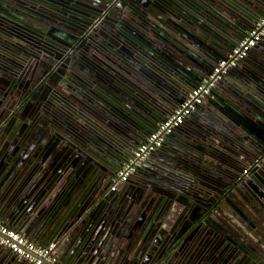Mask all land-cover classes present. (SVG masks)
Instances as JSON below:
<instances>
[{
    "label": "water",
    "instance_id": "obj_1",
    "mask_svg": "<svg viewBox=\"0 0 264 264\" xmlns=\"http://www.w3.org/2000/svg\"><path fill=\"white\" fill-rule=\"evenodd\" d=\"M188 1L200 7L201 18L192 20L180 0H151L126 19L140 46H153L161 60L153 65L132 43L112 42L121 51L108 60L124 96L94 115L95 127L75 117L88 126L80 136L35 140L29 133L13 136L0 123V219L35 240L42 235L44 242H58L66 264H264V35L217 81L215 101L196 104L134 179L110 189L116 158L126 162L264 14V0ZM97 4L0 0V56L11 54L20 65L17 55L44 60L34 41L44 31L35 26L26 39L14 25L31 22L27 16L58 24L61 8L88 11ZM177 19L187 28L174 29L167 39L166 22L180 30ZM152 158H161L160 164ZM236 165L250 167L249 173L233 175ZM193 169L201 178L185 174ZM210 181L217 190L207 189ZM237 201L245 211L237 210ZM129 231H137L139 243L130 239L123 246ZM120 245L129 259L120 258ZM12 262L24 264L0 245V264Z\"/></svg>",
    "mask_w": 264,
    "mask_h": 264
},
{
    "label": "flooded vegetation",
    "instance_id": "obj_2",
    "mask_svg": "<svg viewBox=\"0 0 264 264\" xmlns=\"http://www.w3.org/2000/svg\"><path fill=\"white\" fill-rule=\"evenodd\" d=\"M97 1L98 4L88 11L72 8L64 12V8H61L62 18L58 24L49 20L38 22L37 19L27 16L31 22L18 27L14 25L17 33L24 35L26 39L34 32L35 26L44 31L39 33L40 37L34 41L37 42L36 53L46 58L37 60V56L34 55L26 57L17 55L16 59L22 62L20 65L12 63L14 60L11 54L7 57L0 56V123L4 120L6 129L10 134L14 133L13 136L29 133L35 140H44L46 136L56 139L63 133L67 136L71 133L80 136L88 130V126L75 119L82 116L88 120L89 127H95L97 120L94 115L102 109H111L113 105L121 102L120 99L122 100L124 96L119 80L111 72V59L108 60L116 51H121L111 48L112 42H119L120 45L128 47L132 43L134 50H131L143 55L147 62L153 65L161 60L159 53L156 55L154 52L153 46H140L141 41L137 34L134 31L130 32V27L125 24L127 18L133 17V14L136 16V9L141 2L148 4L151 0ZM180 3L187 9L189 7L194 14L192 20L201 18L200 7L188 0H180ZM166 24L169 26L170 34L166 30L164 32L169 36L173 35L174 29L181 31L187 28L179 19L176 20V24L180 30L176 29L174 24L168 22ZM49 33L53 36L51 37ZM56 35L61 40L54 37ZM14 47L19 48V45L16 44ZM165 53L166 51L163 54ZM133 77L134 75L128 81H132ZM51 143L54 141L51 140ZM14 146L16 147V144ZM132 152L133 150L130 153ZM122 164L116 158L112 165V170L116 172L112 175V185ZM135 171L126 181L118 182L115 186L134 179ZM249 171L248 166L239 170L236 165L230 169L233 175L240 172V175H247ZM260 191L264 193L263 188ZM204 210L202 206V212ZM237 210L240 213L245 211V207L243 209L239 201ZM221 212L223 211L218 209L216 215H221Z\"/></svg>",
    "mask_w": 264,
    "mask_h": 264
},
{
    "label": "built area",
    "instance_id": "obj_3",
    "mask_svg": "<svg viewBox=\"0 0 264 264\" xmlns=\"http://www.w3.org/2000/svg\"><path fill=\"white\" fill-rule=\"evenodd\" d=\"M263 35L264 14L254 23L252 28L246 31L241 40L218 60L210 74L190 90L183 102L166 118L159 121L144 140L136 146L127 161L121 165L111 189H114L118 182L126 181L142 164L147 155L160 147L167 135L189 116L196 104L211 98L212 89L217 81L229 68L235 66L240 59L246 56L248 51L262 39ZM0 245L10 249L27 264H64L54 253V242L40 245L1 221Z\"/></svg>",
    "mask_w": 264,
    "mask_h": 264
},
{
    "label": "crops",
    "instance_id": "obj_4",
    "mask_svg": "<svg viewBox=\"0 0 264 264\" xmlns=\"http://www.w3.org/2000/svg\"><path fill=\"white\" fill-rule=\"evenodd\" d=\"M229 78H231V77H229ZM231 79H233V78H231ZM215 87V86H214ZM220 91V88H218V87H216V88H213L212 89V92H211V100H213V101H215L214 99H216L217 97H218V92ZM209 103H211V102H209ZM161 158H152L151 160H152V163L153 164H160V162H159V160H160ZM182 172V171H181ZM183 174H184V171L182 172ZM187 173V175L190 177H193L194 179H199V178H201L200 177V175L196 172V170L195 169H193L192 170V172H185V174ZM138 177H139V175H137ZM203 183H206V181H202ZM190 185H192V184H190ZM199 187H200V189L202 188V185H199ZM216 187H219V185H217V183H215L214 181L212 182V181H210V182H208V187H207V189L210 191H212L214 188L216 189ZM217 190V189H216ZM210 191V192H211ZM140 215H135V218L136 217H139ZM0 221L2 222V223H4L5 225H7V226H9L5 221H3V220H1L0 219ZM145 223V221L143 222V224ZM9 227H11V228H13V229H15V230H17V231H19L20 233H22L24 236H26V237H28L29 239H31V240H33V241H35L36 243H38V244H40V245H46V244H48V243H51V241H46V242H44V239H43V236L41 235V236H39L41 239H38V240H35V239H33L32 237H30L29 235H27V234H25V233H23V232H21L20 230H18L16 227H14V226H9ZM129 232H131V233H128V235H127V237L126 238H124L123 240H122V243L124 244L123 246H125V244L130 240V239H132V242H134V243H139V241L137 240V237L135 238L134 237V234L135 233H137V231H129ZM53 242V241H52ZM55 243V249H54V253L57 255V257H58V259L59 260H61L64 264H66V262L64 261V259H63V249H64V247L62 248L60 245H59V243L58 242H54ZM122 245V244H121ZM121 245H120V248L122 249L123 248V246L121 247ZM122 251H124V253H122V254H120V258H122L123 259V256L126 258V259H129L132 255H129V251H125L124 249H122ZM11 264H18V263H16V262H12ZM24 264H27L26 262H24Z\"/></svg>",
    "mask_w": 264,
    "mask_h": 264
}]
</instances>
